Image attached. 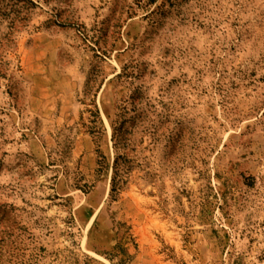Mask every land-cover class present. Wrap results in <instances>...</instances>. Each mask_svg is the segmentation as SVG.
Returning a JSON list of instances; mask_svg holds the SVG:
<instances>
[{"label":"rangeland","instance_id":"1","mask_svg":"<svg viewBox=\"0 0 264 264\" xmlns=\"http://www.w3.org/2000/svg\"><path fill=\"white\" fill-rule=\"evenodd\" d=\"M0 264H264V0H0Z\"/></svg>","mask_w":264,"mask_h":264},{"label":"trees","instance_id":"2","mask_svg":"<svg viewBox=\"0 0 264 264\" xmlns=\"http://www.w3.org/2000/svg\"><path fill=\"white\" fill-rule=\"evenodd\" d=\"M123 123L124 121H120L117 125H113V133H112V140H113V146L115 148V158L113 161V176L111 179V184H112V190H115L117 187V179L116 176L118 175V162L117 160L119 158L124 159L125 156L124 154L119 155L116 151L117 150H124V147L126 145L127 141V134L128 132L123 128ZM123 169H127L123 167Z\"/></svg>","mask_w":264,"mask_h":264}]
</instances>
